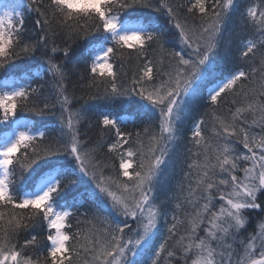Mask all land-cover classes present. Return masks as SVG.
<instances>
[{"label":"snow or ice","instance_id":"obj_1","mask_svg":"<svg viewBox=\"0 0 264 264\" xmlns=\"http://www.w3.org/2000/svg\"><path fill=\"white\" fill-rule=\"evenodd\" d=\"M236 8L0 0V264H264V0L242 6L245 35L217 74ZM59 37L91 44L94 91L77 108ZM201 101L210 125L192 115ZM90 114L95 142L80 131Z\"/></svg>","mask_w":264,"mask_h":264},{"label":"trees","instance_id":"obj_2","mask_svg":"<svg viewBox=\"0 0 264 264\" xmlns=\"http://www.w3.org/2000/svg\"><path fill=\"white\" fill-rule=\"evenodd\" d=\"M176 3H180L181 0H175ZM237 8L233 12L231 20L227 23L225 29H224V35L223 40L221 43V57L223 59H218L216 61L218 65V73L219 70L224 69L225 67H231L232 64H225V60H233V58L236 56L237 52V45L239 43L238 36L245 35L242 29H237L236 24L239 16V11L241 10L242 6L246 3V0H236ZM34 20V16L28 15L26 17V26L28 28L32 27V23ZM163 20H161V23ZM91 39V37H89ZM168 37H165V40H167ZM56 44L63 49L65 46L70 47V51L67 57L64 56V53L58 52L55 56L56 62H62L68 71V89L70 94H74L75 97H77V100L74 101L73 107L77 108L81 104H84L87 100V97L92 94V91H90L87 87V79L81 80V75L84 73V63H83V56L87 55L88 48L91 47V44H89L86 40L80 39V40H67L64 37H59L56 39ZM165 47L169 50H172L173 45L171 43H166ZM39 54V53H38ZM150 55L159 57L160 50L156 45L152 46V49H150L149 52ZM117 68H119V62H117ZM125 71L128 70L127 66L124 69ZM10 74V73H9ZM5 75V73H0V76ZM131 73L129 72V76ZM211 86V85H210ZM88 103H93L92 101H87ZM97 107L101 108L103 111H108L111 109H118V105H105L103 102H98ZM125 107L128 108L130 112L135 111V105ZM206 102L201 101L200 105L198 106L197 110L194 115L196 118H199L200 115H203V118L207 122L208 125L211 124V112L210 110L206 113ZM21 115H30V113H21ZM41 119V118H37ZM44 121L48 123V127L52 128L55 126L56 119L53 116H45L42 118ZM98 119L97 114H90V120H84L81 122V128L80 131L82 134H87V136L91 139L92 142L97 141L100 138V130L98 127L95 126V122ZM143 119H147V117H144ZM92 124V127H89V124ZM193 123L192 118L186 120V122L181 125V128L184 130V135L187 137L190 135V132L188 129H190L191 125ZM128 130L135 131V128L132 124L128 125ZM54 134V133H53ZM182 144L179 146L178 150L182 149ZM107 152V148L105 147L103 151L101 152V155H104V153ZM118 166V165H117ZM160 198H163L165 196V192L161 191L158 193ZM258 213L256 210H253L251 212V216L253 218V226L255 224V218L257 217ZM264 215V214H260ZM37 231H40L37 229ZM23 235L21 236V243H23Z\"/></svg>","mask_w":264,"mask_h":264}]
</instances>
